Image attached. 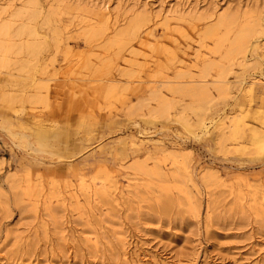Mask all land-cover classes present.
<instances>
[{"label":"rangeland","instance_id":"1","mask_svg":"<svg viewBox=\"0 0 264 264\" xmlns=\"http://www.w3.org/2000/svg\"><path fill=\"white\" fill-rule=\"evenodd\" d=\"M261 135L264 0H0V264H264Z\"/></svg>","mask_w":264,"mask_h":264},{"label":"bare ground","instance_id":"2","mask_svg":"<svg viewBox=\"0 0 264 264\" xmlns=\"http://www.w3.org/2000/svg\"><path fill=\"white\" fill-rule=\"evenodd\" d=\"M29 1H32L33 3H37L38 0H29ZM255 147L256 149H259V150L264 148V136L263 135L259 136V138L255 141Z\"/></svg>","mask_w":264,"mask_h":264}]
</instances>
